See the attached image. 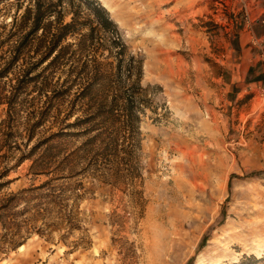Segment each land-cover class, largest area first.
I'll list each match as a JSON object with an SVG mask.
<instances>
[{"label":"rangeland","instance_id":"rangeland-1","mask_svg":"<svg viewBox=\"0 0 264 264\" xmlns=\"http://www.w3.org/2000/svg\"><path fill=\"white\" fill-rule=\"evenodd\" d=\"M20 1L0 0V41ZM98 1L142 63L136 146L97 154L71 133L53 151L55 163L67 158L59 175L33 174L30 160L10 170L0 179L11 181L0 189V264H264V85L244 76L251 39L240 41L264 0ZM96 33L105 57L115 47Z\"/></svg>","mask_w":264,"mask_h":264},{"label":"trees","instance_id":"trees-1","mask_svg":"<svg viewBox=\"0 0 264 264\" xmlns=\"http://www.w3.org/2000/svg\"><path fill=\"white\" fill-rule=\"evenodd\" d=\"M77 1L93 16L94 25L77 10L66 12L63 0H21L22 12L0 41V104L6 106L0 121V179L26 160L35 175L51 169L59 175L67 158L55 163L53 151L71 133L86 136L83 147L95 148L97 154L136 146L142 63L127 55L117 25L98 0ZM66 13L69 21L64 20ZM97 28L109 34V44L115 47L105 56L114 57L112 68V62L104 60L106 39L98 38ZM69 37L73 41H67ZM17 135L21 143L13 146L11 139ZM49 181L8 199L42 189ZM10 182L0 181V189Z\"/></svg>","mask_w":264,"mask_h":264},{"label":"crops","instance_id":"crops-1","mask_svg":"<svg viewBox=\"0 0 264 264\" xmlns=\"http://www.w3.org/2000/svg\"><path fill=\"white\" fill-rule=\"evenodd\" d=\"M258 3L260 2L258 1ZM256 11L260 19H256L253 23L243 24L240 31V41L247 43L249 38L251 40L257 39L264 46V23L261 22V19H264V7H258ZM248 45L249 48H246L242 54V58L247 65L244 76L250 78V84L260 88L264 85V70H260L259 66H257L259 57L261 58L259 54L260 48L258 46L253 47L250 43ZM250 49H253V51Z\"/></svg>","mask_w":264,"mask_h":264},{"label":"built area","instance_id":"built-area-1","mask_svg":"<svg viewBox=\"0 0 264 264\" xmlns=\"http://www.w3.org/2000/svg\"><path fill=\"white\" fill-rule=\"evenodd\" d=\"M259 20V19H258ZM261 22L262 23H264V19H261ZM251 44L253 45V46H258L259 48H260V52H259V54H260V56H261V60L263 61V63H264V46H263V44L260 42V41H258L257 39H252L251 40Z\"/></svg>","mask_w":264,"mask_h":264}]
</instances>
